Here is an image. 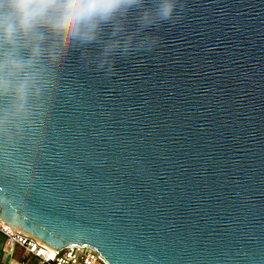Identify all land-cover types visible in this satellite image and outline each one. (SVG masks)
I'll return each instance as SVG.
<instances>
[{
    "label": "water",
    "instance_id": "1",
    "mask_svg": "<svg viewBox=\"0 0 264 264\" xmlns=\"http://www.w3.org/2000/svg\"><path fill=\"white\" fill-rule=\"evenodd\" d=\"M183 3L112 72L74 54L39 176L0 183L10 228L108 264H264V0Z\"/></svg>",
    "mask_w": 264,
    "mask_h": 264
},
{
    "label": "clouds",
    "instance_id": "2",
    "mask_svg": "<svg viewBox=\"0 0 264 264\" xmlns=\"http://www.w3.org/2000/svg\"><path fill=\"white\" fill-rule=\"evenodd\" d=\"M183 8V0H0V176H39L75 53L112 72L117 56L151 53L159 27L178 23Z\"/></svg>",
    "mask_w": 264,
    "mask_h": 264
},
{
    "label": "built area",
    "instance_id": "3",
    "mask_svg": "<svg viewBox=\"0 0 264 264\" xmlns=\"http://www.w3.org/2000/svg\"><path fill=\"white\" fill-rule=\"evenodd\" d=\"M0 235L4 238L8 249L19 246L41 264H108L90 247L66 248L52 252L44 248L36 239L10 228L1 218Z\"/></svg>",
    "mask_w": 264,
    "mask_h": 264
},
{
    "label": "crops",
    "instance_id": "4",
    "mask_svg": "<svg viewBox=\"0 0 264 264\" xmlns=\"http://www.w3.org/2000/svg\"><path fill=\"white\" fill-rule=\"evenodd\" d=\"M0 264H41L23 248L16 246L8 249L4 238L0 235Z\"/></svg>",
    "mask_w": 264,
    "mask_h": 264
},
{
    "label": "snow or ice",
    "instance_id": "5",
    "mask_svg": "<svg viewBox=\"0 0 264 264\" xmlns=\"http://www.w3.org/2000/svg\"><path fill=\"white\" fill-rule=\"evenodd\" d=\"M4 182H7L8 184H11L12 185V187H13V190H15V188H16V182H14V181H9V179H6V178H4V177H2V176H0V183H4Z\"/></svg>",
    "mask_w": 264,
    "mask_h": 264
}]
</instances>
